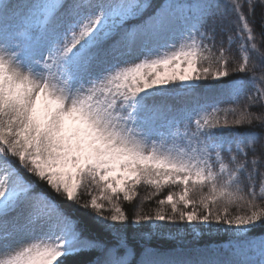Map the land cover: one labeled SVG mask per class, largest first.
<instances>
[{
	"label": "snow or ice",
	"instance_id": "6c2138e0",
	"mask_svg": "<svg viewBox=\"0 0 264 264\" xmlns=\"http://www.w3.org/2000/svg\"><path fill=\"white\" fill-rule=\"evenodd\" d=\"M140 185L180 191L130 219ZM167 224L232 239L162 251ZM261 225L264 0H0V264H264Z\"/></svg>",
	"mask_w": 264,
	"mask_h": 264
},
{
	"label": "trees",
	"instance_id": "16d2710c",
	"mask_svg": "<svg viewBox=\"0 0 264 264\" xmlns=\"http://www.w3.org/2000/svg\"><path fill=\"white\" fill-rule=\"evenodd\" d=\"M195 1V0H194ZM164 0H153L154 4H161ZM259 19V16L257 17ZM259 31V29H257ZM204 84L202 87L209 86L211 90H219L225 86L224 82L218 81H200L199 84ZM221 108H231V104H222ZM231 119V117H229ZM38 188L49 195H53L49 189L44 185H38ZM154 190L140 185L137 188V195L130 202H125L121 198L120 205L125 213L131 218H134L137 212L154 214L158 208V201L166 197L169 191L179 192V188H165L156 195H151ZM87 199V197H84ZM61 204L68 205L67 201L56 198ZM106 207H108L106 205ZM69 210L76 216H89L91 213L76 205L69 206ZM190 210V209H188ZM165 212H170V208H165ZM250 239L260 240L264 239V225L257 226L249 234ZM232 239L230 234L224 232L201 230V226L191 227L185 224H167L161 232L153 233L151 243L161 249L162 251H173L178 249H192L191 251L201 250L205 248H219L224 247L228 241ZM194 249V250H193ZM70 260L72 258H69Z\"/></svg>",
	"mask_w": 264,
	"mask_h": 264
},
{
	"label": "rangeland",
	"instance_id": "374dc122",
	"mask_svg": "<svg viewBox=\"0 0 264 264\" xmlns=\"http://www.w3.org/2000/svg\"><path fill=\"white\" fill-rule=\"evenodd\" d=\"M204 84L200 83L199 84V87L195 90V93H192V95H186V94H181L179 97V104L180 105H191L193 103H196L199 101V98L200 97H204V96H207L210 94L209 90H207L206 88H203ZM171 87V86H170ZM180 94V93H178ZM176 97V96H175ZM169 98V96H166L164 97V100L167 102V103H170V104H178L177 102V98Z\"/></svg>",
	"mask_w": 264,
	"mask_h": 264
}]
</instances>
